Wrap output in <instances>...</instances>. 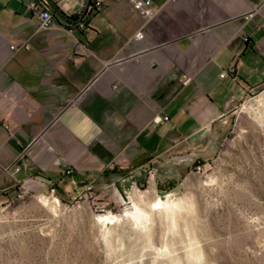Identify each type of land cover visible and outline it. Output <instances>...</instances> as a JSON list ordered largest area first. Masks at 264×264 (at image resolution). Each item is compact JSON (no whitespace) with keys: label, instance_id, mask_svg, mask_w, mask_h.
Listing matches in <instances>:
<instances>
[{"label":"crops","instance_id":"crops-1","mask_svg":"<svg viewBox=\"0 0 264 264\" xmlns=\"http://www.w3.org/2000/svg\"><path fill=\"white\" fill-rule=\"evenodd\" d=\"M28 1L0 0L1 199L48 180L117 199L151 169L182 178L264 86V0H152L150 21L129 0L84 16L88 0H42L46 30Z\"/></svg>","mask_w":264,"mask_h":264},{"label":"rangeland","instance_id":"rangeland-1","mask_svg":"<svg viewBox=\"0 0 264 264\" xmlns=\"http://www.w3.org/2000/svg\"><path fill=\"white\" fill-rule=\"evenodd\" d=\"M50 188L0 198V264H264V86L236 105L217 153L182 178L129 181L117 199Z\"/></svg>","mask_w":264,"mask_h":264},{"label":"built area","instance_id":"built-area-1","mask_svg":"<svg viewBox=\"0 0 264 264\" xmlns=\"http://www.w3.org/2000/svg\"><path fill=\"white\" fill-rule=\"evenodd\" d=\"M135 10H137L147 21L152 20L155 17V11L152 8V0H129ZM28 9L31 12H34L37 17L39 18V25L41 29H49L54 26L55 20L53 13L50 9L44 6L42 3V0H29L27 4ZM253 13H249L247 17L249 18L252 16ZM145 36L144 32H139L136 34L135 39L141 40ZM246 41H248V38H245ZM20 48L30 49L31 46L28 43H20V44H12L11 49L12 50H18ZM229 72L224 71L222 76H226ZM165 121L169 120V117L164 118ZM20 168H16L18 171ZM74 170L72 167H68L64 172V177L68 178L71 177ZM156 173L155 170H150V174L154 175ZM45 183H48L51 185V193L55 194L56 192V183L52 180H48ZM87 190H92L93 185H88Z\"/></svg>","mask_w":264,"mask_h":264},{"label":"bare ground","instance_id":"bare-ground-1","mask_svg":"<svg viewBox=\"0 0 264 264\" xmlns=\"http://www.w3.org/2000/svg\"><path fill=\"white\" fill-rule=\"evenodd\" d=\"M55 201L57 202L58 200L55 199ZM59 202V201H58ZM156 206H164V202L159 199L156 203H155ZM99 220L100 221H112V217L108 216V215H102V216H99Z\"/></svg>","mask_w":264,"mask_h":264},{"label":"water","instance_id":"water-1","mask_svg":"<svg viewBox=\"0 0 264 264\" xmlns=\"http://www.w3.org/2000/svg\"><path fill=\"white\" fill-rule=\"evenodd\" d=\"M90 2H91V0H88V4H87V6L85 7V9H84V11H83V16L87 13V10H88V8H89V4H90ZM54 6H55V8H56V10L62 15V16H64V17H66V18H68V19H71L67 14H65L57 5H55L54 4Z\"/></svg>","mask_w":264,"mask_h":264},{"label":"trees","instance_id":"trees-1","mask_svg":"<svg viewBox=\"0 0 264 264\" xmlns=\"http://www.w3.org/2000/svg\"><path fill=\"white\" fill-rule=\"evenodd\" d=\"M91 6H93L92 0H91V2H90V4H89V7H91ZM71 19H72V20H77L76 17H71ZM56 186H57V184H56ZM57 187H58V186H57Z\"/></svg>","mask_w":264,"mask_h":264}]
</instances>
